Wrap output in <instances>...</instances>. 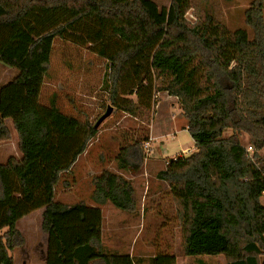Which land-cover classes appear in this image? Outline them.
Wrapping results in <instances>:
<instances>
[{
  "label": "trees",
  "instance_id": "obj_1",
  "mask_svg": "<svg viewBox=\"0 0 264 264\" xmlns=\"http://www.w3.org/2000/svg\"><path fill=\"white\" fill-rule=\"evenodd\" d=\"M263 4L250 0L244 9L250 37L198 9L190 22L191 0L160 8L153 0H0V62L17 71L0 87V143L11 139L9 118L21 154L0 163V264H15L11 252L23 242L17 221L40 208L44 264H134L101 244L103 204L137 209L128 179L108 169L94 175L95 206L55 198L61 173L98 132L96 121L62 112L56 94L47 105L39 102L55 39L89 45L105 60L102 87L119 111L149 119L156 92L179 100L195 150L169 159L157 173L174 199L179 253L264 264ZM243 134L255 148L254 160ZM143 158L134 140L130 149H119L116 169L136 171ZM150 264H176V257L157 254Z\"/></svg>",
  "mask_w": 264,
  "mask_h": 264
},
{
  "label": "rangeland",
  "instance_id": "obj_2",
  "mask_svg": "<svg viewBox=\"0 0 264 264\" xmlns=\"http://www.w3.org/2000/svg\"><path fill=\"white\" fill-rule=\"evenodd\" d=\"M153 1L159 8L162 6L167 7L170 2V0ZM191 1L193 8H190L185 15L190 22L195 21L194 9H198L212 14L230 30L244 28L248 35L252 36L251 29L244 22V9H246L250 0ZM262 11L264 15V4ZM50 61L49 77L45 80L41 89L40 104L46 103L48 95L53 92L57 95L56 102L62 112L81 120L87 119L89 122L97 121L109 106L112 107L111 114L98 126L96 136L88 143L90 146L84 152V155L88 152L86 157L101 158L97 165H92L96 175L104 169L110 170V167L111 171L114 168L116 169V160L114 158L119 149L123 146L130 149V144L134 140L141 143V152L144 158L159 161L158 166L153 169V173L148 178L153 180L157 178L158 169L161 167L165 168L169 159L181 155H189L195 150L194 142L190 135L188 132L183 131L184 129H181L186 126V119L183 117L181 105L177 98H169L167 92H156L154 97L157 102L152 111L149 112V119L133 117L117 110L109 103L107 91L102 87L103 75L106 73V62L92 52L89 49V45H76L68 41L55 39ZM1 65L2 63L0 62V67ZM1 75L0 71V81ZM130 97L135 100V96ZM230 133L231 130L226 129L223 135L228 136ZM152 136L154 139L151 140ZM240 140L243 145H249L247 135H241ZM8 143H10L8 149L14 153L16 151L15 132H13V140ZM2 144H0V149ZM1 150L4 151V149ZM13 153L9 152L4 155L0 151V162L4 163L6 157L13 155ZM259 154L264 156V148L259 151ZM83 167L84 170L87 169L85 168L87 165H83ZM62 179L61 175L55 186L56 195L59 194V198H62L60 196L64 182ZM164 182L166 184L159 182L157 186L162 191L159 197L149 195L145 200L147 211L144 214V226L133 230H136L137 242H146L149 245L146 255L173 254L175 257H183L179 253L181 231L176 218L174 199L168 183ZM83 184H85L84 181L80 188L78 187L79 184L69 190V200L75 199V195L78 197L84 195L86 198L85 193L87 190L83 187ZM86 185L88 184L86 183ZM140 185V183L136 185L135 196L137 203L142 194V190L139 188ZM151 188H155V186ZM260 201L264 205V192ZM107 214L105 212L104 216L106 217ZM105 217L104 234L108 235L109 231L116 230L119 234L117 237H119L121 231L124 230H121V227H109L108 219ZM123 218L120 215L115 216L117 221ZM17 229L22 236L23 242L11 252L15 264H44L47 236L41 230V213H34L31 216L20 219L17 222ZM120 248H122L121 245ZM203 257L192 256L188 260L189 264H191V261L192 264H200L198 260L206 261V258ZM206 262L214 264L217 263V260L209 258Z\"/></svg>",
  "mask_w": 264,
  "mask_h": 264
},
{
  "label": "crops",
  "instance_id": "obj_3",
  "mask_svg": "<svg viewBox=\"0 0 264 264\" xmlns=\"http://www.w3.org/2000/svg\"><path fill=\"white\" fill-rule=\"evenodd\" d=\"M49 67H50V64H49ZM49 69L50 68H48V70L45 74L42 87L45 83V80L49 77V73H48ZM0 71L2 74L1 75V81H0V87L5 85L6 83L10 82L16 76V73H17V71L15 69L8 67V66H5L4 64L1 65ZM40 94H41V92H40ZM54 94L55 93L52 92L50 95H48L46 103H44L43 105H47ZM168 97L169 98H176L173 96H168ZM4 121H5L7 128L10 131L11 139L9 141H6L5 143L1 142V143H3L1 145V149H4V151H2L1 149H0V151L2 154L7 155L9 152L13 153L11 150L8 149V147H9L8 145H10V143H8V142L13 140V132H15V130H14L11 119L6 118ZM181 129H184L183 131L187 132V130L185 129V126L182 127ZM15 134H16V132H15ZM152 139H154L153 136L151 137V140ZM17 141H18V138H17V134H16V145L14 143V145L16 147V151L13 153V155L7 156L5 159V162L11 156L16 157L17 159H19L21 157V154L18 150ZM89 146H90V144L87 146V148ZM84 152L78 156V158L73 163V165L71 166V168L68 172L61 173V175L63 177L62 180L64 181L62 184L63 187H61V193L62 194H60V196L62 198H59V194L56 195V188H55V198L58 201L66 203V204H74L76 202L83 201L87 205H90V206L96 205L90 198L91 192L93 190L92 177L94 175H96L94 170H93L92 165H97V163L101 161V158L94 159V158L86 157L88 152L86 153V155H84ZM82 157H84V158L82 159ZM83 160H85V161H83ZM158 163H159V161L156 159L143 158L139 169L136 171H130V172L118 171L117 169L114 168L113 171L122 175L123 177H125L126 179H128L131 182L135 191H136V185L140 183L141 185L139 188L142 190V194L140 196L139 202L137 203L138 204L137 209L135 210V212H132V213L119 210V209L115 208L113 205H111L110 203L103 204L100 207L101 212H102V231H101V242L102 243L101 244H102V249L104 252H108L110 254H128L132 258L134 264H150L149 263L150 259H147V258H152L154 255H151V256L146 255V250H148L149 245L146 242H143V243L137 242L136 241L137 234L135 233L136 230H133V229L144 226V223H145L144 222V218H145L144 214L147 211V208L145 205V200H146L147 196L149 197V195H151V196L159 197L162 194V191L157 186L159 185V182H163V183H165V182L163 180H159L158 178H155V180H153L152 178H151L152 180L148 179L150 177V175L153 173V169L156 168V166H158ZM83 165H87V167H85L87 169L84 170ZM109 169L112 170L111 167ZM162 169H164V168L161 167L158 169V171H160ZM155 175H156V173H155ZM83 181L85 182V184H83V187L86 188V190H87L85 193L86 198L84 197V195L82 197H78L77 195L74 194L76 196L75 199H73L72 201L69 200L68 199L70 196L69 190L73 187H76L79 184L80 185L78 187L80 188ZM86 183L88 185H86ZM150 186L151 187L155 186V188H151ZM42 211H43V208H40V209H37L34 212H32V213H30L24 217L31 216L34 213H42ZM105 212L108 213L106 217L104 216ZM117 215H120L124 218L117 221V220H115V216L117 217ZM24 217H22V218H24ZM104 217L106 219H108L109 227H111V228L112 227H115V228L121 227V230H124V231H121L119 237H117L119 234L117 233L116 230L109 231L108 235L104 234ZM113 220H115V221H113ZM46 236H47V234H46ZM120 245L122 248H120ZM46 250H47V245H46ZM45 256H46V252L44 255V262H45ZM190 258H192V256H183V257L176 256V264H189L188 260ZM203 258H206V261L209 258H215L217 260V263H214V264H224V257L222 255L204 256ZM206 261L198 260V262L200 264H210L209 262H206ZM190 263L192 264V261ZM91 264H102V263L95 260V261L91 262Z\"/></svg>",
  "mask_w": 264,
  "mask_h": 264
},
{
  "label": "water",
  "instance_id": "obj_4",
  "mask_svg": "<svg viewBox=\"0 0 264 264\" xmlns=\"http://www.w3.org/2000/svg\"><path fill=\"white\" fill-rule=\"evenodd\" d=\"M111 112H112V107H108L107 109H106V111H105V113L104 114H102L98 119H97V121L95 122V128H97L100 124H101V122L106 118V117H108L110 114H111Z\"/></svg>",
  "mask_w": 264,
  "mask_h": 264
},
{
  "label": "built area",
  "instance_id": "obj_5",
  "mask_svg": "<svg viewBox=\"0 0 264 264\" xmlns=\"http://www.w3.org/2000/svg\"><path fill=\"white\" fill-rule=\"evenodd\" d=\"M245 151L247 157H249L251 160H254V153H255V148L252 145H246L245 146Z\"/></svg>",
  "mask_w": 264,
  "mask_h": 264
}]
</instances>
